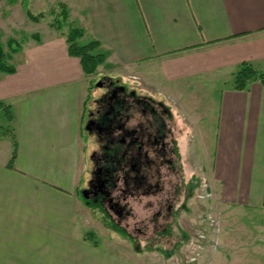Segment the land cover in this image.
<instances>
[{"label": "crops", "instance_id": "0c3cea01", "mask_svg": "<svg viewBox=\"0 0 264 264\" xmlns=\"http://www.w3.org/2000/svg\"><path fill=\"white\" fill-rule=\"evenodd\" d=\"M75 2L68 20L105 54L96 71L109 80L122 72L137 95L171 110L184 177L204 186L235 224L242 216L264 222V84L230 85L242 62L264 72V0ZM50 31L44 44L20 39L15 71H0V103L12 116L0 137V264H264L263 225L257 236L233 228L234 243L223 226L213 255L181 224L174 232L185 241L154 256L105 239L117 233L104 225L110 216L80 196L97 149L94 135L83 141L82 124L103 91L91 90L64 37Z\"/></svg>", "mask_w": 264, "mask_h": 264}, {"label": "flooded vegetation", "instance_id": "af4514ba", "mask_svg": "<svg viewBox=\"0 0 264 264\" xmlns=\"http://www.w3.org/2000/svg\"><path fill=\"white\" fill-rule=\"evenodd\" d=\"M102 80L97 83L103 94L85 122L97 149L90 155V178L80 190L85 191L82 198L96 204L125 232L132 227L134 206L145 213L153 211L148 221L153 229L159 218L169 225L174 203L185 187L177 179H183V171L171 110L108 78ZM145 218L144 231L148 229Z\"/></svg>", "mask_w": 264, "mask_h": 264}, {"label": "rangeland", "instance_id": "374dc122", "mask_svg": "<svg viewBox=\"0 0 264 264\" xmlns=\"http://www.w3.org/2000/svg\"><path fill=\"white\" fill-rule=\"evenodd\" d=\"M21 2L22 0H0V43L4 45V50L6 52L7 48L5 46V42L8 38L13 37L14 39L20 40L25 39V37L33 33H37L40 36V43L44 44L45 42H47V39H49V35L52 32L50 31L51 28L47 23L49 18L39 23L31 22L26 17ZM59 2H62L67 7V10L71 14V19H74L76 12L75 0H27L28 9L32 13H38L40 11L47 12L52 8H56V5ZM27 46L28 43H26L25 47ZM18 59L19 57L13 56L9 60L7 59L6 62L10 65H14L18 61ZM104 75H106V72H104L103 70H99L96 71L95 75L91 76L92 91H103L102 87L97 86V82L103 81L102 79L104 77L102 76ZM122 75V72L110 73V80L113 81V83H119L126 86L127 89L133 90L137 95L139 93V90L138 87L133 85V80H128L123 83ZM162 101L166 103L164 99ZM87 110H91L90 103L88 104ZM86 119L87 116H85L82 124L83 141H87L89 137L88 133H86L85 130ZM0 127L6 129L9 128L8 114L4 107H0ZM4 136L5 134L3 135V137ZM85 161L89 163L88 156H86ZM88 168V170L86 168V171H90V166ZM182 176L183 179H181L179 176V178L177 177V179H179V182L181 180L183 182V186L185 187L183 188L184 190H182L183 192L179 195L178 199L174 203L172 217H170L168 223L169 225H167L164 219L162 220L161 218H159L157 219V229H153L154 227H151L150 222H148L153 211L151 212L147 210V213H145L141 211L138 206H134L135 217L133 218V220H130V224L132 225V227L128 228L129 232H123L121 228L116 227L114 223L110 221V217H107L106 219L102 217L104 219V225H111L109 229L112 231L115 230L117 232L112 234L113 232L111 231V234L104 235L105 239L111 241L114 240V242H119L120 240H124V242L128 243L130 242V246L134 249H138V244H140L141 247L146 249L147 256H154L156 251H164V253H167L168 251L171 252L172 249H176V246H178L180 242H182L183 240L185 241L186 233L174 232L175 225L181 224L184 230L192 231L193 228V231L196 232L195 241L199 242V244H197L198 247H201L200 251L205 247L213 255L214 252L219 250V245L217 246L215 244L217 242H221V236L224 235V231H222L223 226H227V233L223 236V238H226L228 236V241L232 243L235 242L233 240V228L236 227V231L238 234L242 229V231L246 230V232L251 231V234L249 233L250 236H253V234L254 236H257V228L255 226L263 225L264 227V222L259 218H250L247 216L236 218L238 219V222L237 224H235V217L233 215H230L229 212L226 214L225 212H219L220 205L218 206L214 203L213 200L210 199L211 195H209L208 192L202 188L203 186H201V184L199 185L195 183V179H186L184 177V173L182 174ZM186 192H188V194ZM80 196L82 198L81 192ZM82 200L84 201L83 198ZM88 204L94 209L98 207L93 202H90ZM98 209L99 212L103 213V215L108 216L103 212V210H101L100 208ZM145 217H147L148 229L144 231L142 221L144 223L146 222ZM112 219H115L114 216H112ZM239 220L241 221L240 223ZM230 229L231 232H229ZM261 234L263 233H258V235ZM258 241H260V239ZM250 250L251 249L249 248L248 252H250ZM188 252L189 251L185 250L182 256ZM180 255H178V257L181 258L182 256ZM167 257H169V255H166V257L164 256V258ZM180 260L183 259L181 258Z\"/></svg>", "mask_w": 264, "mask_h": 264}, {"label": "trees", "instance_id": "16d2710c", "mask_svg": "<svg viewBox=\"0 0 264 264\" xmlns=\"http://www.w3.org/2000/svg\"><path fill=\"white\" fill-rule=\"evenodd\" d=\"M21 5L26 17L33 23H39L49 18L48 26L64 37L68 55L78 59L83 74L87 77L96 74L97 67L104 62L105 54L98 50L97 41H83L81 39L83 32L68 20L67 9L63 3H58L56 8H52L47 12L40 11L38 13H32L28 9L27 0H22ZM30 37L38 41L40 39L37 33L31 34ZM5 46L7 52L4 50V45L0 43V71L13 73L15 71L14 66L8 64L6 60H9L20 51L22 40L9 38L6 40ZM255 81L264 84V72L256 70L250 63L242 62L233 73L230 85L235 90H242L248 88ZM3 105L0 103V107H3ZM4 107L8 114V120H10L12 116L8 111L9 106ZM9 131V128L0 127V137L8 134ZM11 137L13 140V151L8 163L10 167L16 151V142L13 134H11Z\"/></svg>", "mask_w": 264, "mask_h": 264}, {"label": "water", "instance_id": "95a60500", "mask_svg": "<svg viewBox=\"0 0 264 264\" xmlns=\"http://www.w3.org/2000/svg\"><path fill=\"white\" fill-rule=\"evenodd\" d=\"M100 83H97V86L100 87ZM85 191H82L81 194L84 195Z\"/></svg>", "mask_w": 264, "mask_h": 264}]
</instances>
